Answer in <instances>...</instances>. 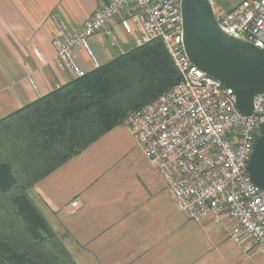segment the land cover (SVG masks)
<instances>
[{
  "label": "crops",
  "instance_id": "0c3cea01",
  "mask_svg": "<svg viewBox=\"0 0 264 264\" xmlns=\"http://www.w3.org/2000/svg\"><path fill=\"white\" fill-rule=\"evenodd\" d=\"M109 0H0V120L75 79L54 60L57 12L81 28ZM115 44L99 32L90 45L101 65L135 46L117 18ZM88 73L86 50L76 48ZM77 264H264L232 236L234 221L195 222L179 211L160 173L123 123L28 189ZM73 202H77L73 206Z\"/></svg>",
  "mask_w": 264,
  "mask_h": 264
},
{
  "label": "built area",
  "instance_id": "2783aa9c",
  "mask_svg": "<svg viewBox=\"0 0 264 264\" xmlns=\"http://www.w3.org/2000/svg\"><path fill=\"white\" fill-rule=\"evenodd\" d=\"M212 3L223 29L264 52V0H241L219 12L215 0ZM117 18L134 44L161 40L181 76L155 101L130 111L124 121L164 178L177 208L195 222L209 214L217 220L232 219L234 239H244L252 250H264V189L249 172L255 144L264 133V94L255 97L251 114H243L233 89L190 61L183 46L180 0H109L77 30L53 12L58 67L76 78L86 75L76 55V48L82 47L99 68L90 38L104 32L115 44L110 25Z\"/></svg>",
  "mask_w": 264,
  "mask_h": 264
},
{
  "label": "trees",
  "instance_id": "16d2710c",
  "mask_svg": "<svg viewBox=\"0 0 264 264\" xmlns=\"http://www.w3.org/2000/svg\"><path fill=\"white\" fill-rule=\"evenodd\" d=\"M180 78L157 39L0 120V264H77L28 189Z\"/></svg>",
  "mask_w": 264,
  "mask_h": 264
},
{
  "label": "water",
  "instance_id": "95a60500",
  "mask_svg": "<svg viewBox=\"0 0 264 264\" xmlns=\"http://www.w3.org/2000/svg\"><path fill=\"white\" fill-rule=\"evenodd\" d=\"M183 46L199 69L233 89L236 106L251 114L257 95L264 94V52L217 21L212 0H180ZM249 172L264 189V133L257 139Z\"/></svg>",
  "mask_w": 264,
  "mask_h": 264
},
{
  "label": "rangeland",
  "instance_id": "374dc122",
  "mask_svg": "<svg viewBox=\"0 0 264 264\" xmlns=\"http://www.w3.org/2000/svg\"><path fill=\"white\" fill-rule=\"evenodd\" d=\"M240 1L241 0H215L216 11L219 12L220 10H223V9L230 10L231 8H233L234 6H236ZM142 45H145V44H142ZM142 45L135 44V46H142ZM125 119H126V117H125ZM125 119H124V121H125Z\"/></svg>",
  "mask_w": 264,
  "mask_h": 264
}]
</instances>
